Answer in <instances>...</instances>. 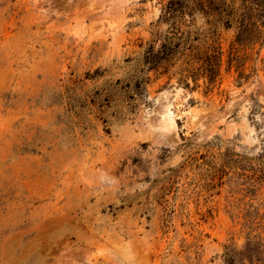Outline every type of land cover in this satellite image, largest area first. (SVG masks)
Here are the masks:
<instances>
[{"label": "rangeland", "instance_id": "374dc122", "mask_svg": "<svg viewBox=\"0 0 264 264\" xmlns=\"http://www.w3.org/2000/svg\"><path fill=\"white\" fill-rule=\"evenodd\" d=\"M0 264H264V0H0Z\"/></svg>", "mask_w": 264, "mask_h": 264}, {"label": "bare ground", "instance_id": "6f19581e", "mask_svg": "<svg viewBox=\"0 0 264 264\" xmlns=\"http://www.w3.org/2000/svg\"><path fill=\"white\" fill-rule=\"evenodd\" d=\"M160 123L164 127H172L173 126L172 120H168V119L166 120L164 118H161Z\"/></svg>", "mask_w": 264, "mask_h": 264}, {"label": "trees", "instance_id": "16d2710c", "mask_svg": "<svg viewBox=\"0 0 264 264\" xmlns=\"http://www.w3.org/2000/svg\"><path fill=\"white\" fill-rule=\"evenodd\" d=\"M174 10H175V9L172 8V4H171V6H169V11L172 12V11H174ZM212 51H216V50H212ZM213 56H215V55H207V56H206V59H210V57H213ZM155 57H156V56H155V52H154V49H153V62H156V61L154 60ZM206 59H205V60H206ZM212 65H214V63H213Z\"/></svg>", "mask_w": 264, "mask_h": 264}]
</instances>
